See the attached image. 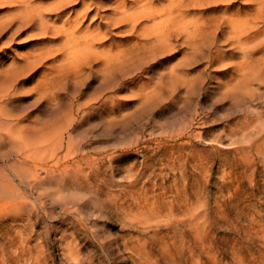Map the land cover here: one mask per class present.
<instances>
[{
    "label": "rangeland",
    "instance_id": "374dc122",
    "mask_svg": "<svg viewBox=\"0 0 264 264\" xmlns=\"http://www.w3.org/2000/svg\"><path fill=\"white\" fill-rule=\"evenodd\" d=\"M215 4L190 6L189 17L213 23L225 9ZM4 6L0 22L21 10ZM113 6L96 18L93 11L81 29L107 24ZM11 25L0 36V92L7 91L0 107L14 119L0 125V264H264L260 48L245 60L223 32L204 35L217 45L203 54L184 36L137 48L140 38L119 24L104 29L107 60L95 44L71 66L54 51L62 35ZM48 47L53 51L36 58Z\"/></svg>",
    "mask_w": 264,
    "mask_h": 264
},
{
    "label": "bare ground",
    "instance_id": "6f19581e",
    "mask_svg": "<svg viewBox=\"0 0 264 264\" xmlns=\"http://www.w3.org/2000/svg\"><path fill=\"white\" fill-rule=\"evenodd\" d=\"M111 0H106L105 2L103 0H59L57 3L52 4L51 6L48 7H42L39 8L38 5L37 6H32L31 4L33 0H0V5L5 4H17V6L20 7L21 10H19L17 12V14L15 16H13L12 18L8 19V20H3L0 22V36L3 37L4 35V30H7V28H10L11 23H17L15 30H20L23 26H30V28H33V26H36L39 31V33L41 34H47V33H51L53 35L58 34L62 35L61 37L63 38L62 43L58 44L59 47H57L56 49H54V51H59L61 52V54L65 57L64 59L69 61V64L72 66V62L73 61H82L85 58H88L89 55H91V52L93 51V48L95 46V44H99L98 46L102 47V49L99 51V53H103L105 52V47H104V42L107 41L108 39L105 40L106 37V31L104 30L105 28L108 29V27H110V25H128L131 29L132 32L130 33L131 36H136L138 38H140V42L136 41L134 43V46L137 47V45L139 44L141 47L144 48H149L151 46H165L167 45L174 37H178V36H184L186 38V41L188 44H191L194 46L193 49V53L196 54L197 52L199 54H203V51L207 48L210 47L211 44L213 45H217L216 44V40H213V43L211 42H206L203 40V37L205 34L208 33H225L224 37L226 41H229L231 43H233V45H239L242 53L246 56L247 58L251 59L250 55L252 54V52L254 51V49L256 47L260 48V51L264 52V0H248V2L253 6L252 9H250L249 11L244 9V8H233V2L229 1V0H164V2L159 3L158 1L156 4H153L152 0H128L127 2L125 1H121L120 0H112L113 3H110ZM207 1V3H224L225 4V9L223 10V16H219L221 17L220 19H217L215 22L213 23H208V22H203V23H199V20H194L191 19V17H189L190 15V6H197L200 5L201 3ZM38 3V2H37ZM110 3V4H109ZM115 3V5H114ZM47 4V2H46ZM215 4V5H216ZM42 5V4H41ZM114 5V6H113ZM4 6V7H5ZM14 6V5H13ZM104 6H113V15L108 17V23L105 24V22H100L99 24H96V28L94 30H90L89 26H85L86 29H81V25L83 24V22L88 19V17H90L89 15L94 11V13L91 15V18H96L98 16V11H100V9H102ZM2 7V6H1ZM7 7V6H6ZM11 7V6H10ZM70 7H72L70 9ZM77 7V8H74ZM106 8V7H105ZM3 9V8H2ZM14 9V8H13ZM10 10V9H9ZM68 10V11H67ZM112 10V9H111ZM202 10V9H201ZM209 10V9H208ZM106 15V10H104ZM103 11V12H104ZM109 11V9H108ZM6 12V11H5ZM111 14V13H110ZM219 14V13H216ZM2 16H6L2 15ZM1 16V17H2ZM52 16H54V18H51ZM108 16V15H107ZM107 16L105 17L107 19ZM200 18V17H199ZM95 20V19H93ZM92 20V21H93ZM57 22H59V25H57ZM86 22V21H85ZM98 22V21H97ZM148 22H151L150 24H148ZM87 24V23H86ZM94 24V23H93ZM14 25V24H13ZM11 25V26H13ZM85 25V24H84ZM83 26V25H82ZM118 28V27H117ZM116 28V29H117ZM121 28V27H120ZM26 29V28H25ZM23 29V30H25ZM35 29V28H34ZM119 29V28H118ZM11 30V29H10ZM33 30V29H32ZM136 30V31H134ZM138 30V31H137ZM119 31V30H118ZM6 32V31H5ZM29 32V31H28ZM8 33V32H7ZM109 33V32H108ZM222 33V34H223ZM3 34V35H2ZM26 35V34H25ZM110 35V34H109ZM112 35V34H111ZM110 35V36H111ZM114 36V35H113ZM6 38V37H5ZM60 38V37H59ZM113 38V37H112ZM121 38V37H120ZM123 38H125V36H123ZM1 39V38H0ZM55 39V38H54ZM61 39V38H60ZM111 39V37H110ZM118 39V38H117ZM129 39V38H128ZM133 39V38H132ZM8 40V39H7ZM13 40V39H12ZM56 40V39H55ZM59 40V39H58ZM124 40V39H123ZM57 41V40H56ZM5 42V41H3ZM10 42V41H9ZM58 42V41H57ZM111 42V40H110ZM112 42H115L114 40ZM8 43V42H7ZM6 43V44H7ZM45 43V42H44ZM118 43V42H117ZM123 43V42H121ZM2 43H0L1 45ZM53 44V43H52ZM226 44V43H225ZM5 45V43L3 44V46ZM9 45V44H7ZM57 45V44H56ZM55 45V46H56ZM112 45V44H111ZM2 46V45H1ZM50 46V45H49ZM53 47V46H52ZM129 47V46H128ZM1 48V47H0ZM37 48V47H36ZM133 49H135L134 47H132ZM138 48V47H137ZM51 47L48 49H45V51L40 50L35 56L36 58H40L42 56H44V54H49L50 52H52L53 50H50ZM108 48H106L107 50ZM112 50V46L111 48H109L108 50ZM131 49V50H133ZM233 49V48H232ZM30 50V49H29ZM115 50V49H114ZM117 52V51H116ZM116 52L115 55H116ZM129 52V51H128ZM31 53V52H30ZM98 53V52H97ZM107 55L103 56L106 57L110 54H108V52H105ZM103 53V54H105ZM113 53V52H112ZM121 53V52H120ZM123 53V52H122ZM125 53V52H124ZM255 53V52H254ZM258 53V52H256ZM131 54V51H130ZM34 55V54H33ZM60 55V54H58ZM57 57H60L58 56ZM98 55V54H97ZM100 55V54H99ZM115 57L114 54H111ZM118 55H120L118 53ZM123 55V54H122ZM126 55V54H124ZM30 56V55H29ZM29 56H27L29 58ZM32 56V55H31ZM30 56V57H31ZM34 56V57H35ZM56 56V55H55ZM95 56V55H94ZM228 56V55H226ZM225 56V57H226ZM234 56V55H233ZM53 57V56H52ZM97 57V56H95ZM119 57V56H118ZM121 57V56H120ZM109 58V57H108ZM227 58V57H226ZM21 59H24L21 57ZM32 59V58H30ZM50 59V58H49ZM27 60V58L25 59ZM48 60V59H47ZM51 60V59H50ZM54 60V59H53ZM57 60V58H56ZM102 60V58H101ZM107 60V57H106ZM105 60V61H106ZM111 60H113V58H111ZM115 60V59H114ZM189 60V59H188ZM187 60V61H188ZM21 61V60H20ZM29 61V60H28ZM27 61V62H28ZM46 61V60H45ZM72 61V62H70ZM116 61V60H115ZM121 61V60H120ZM13 62V61H11ZM52 62V61H51ZM50 62V63H51ZM57 62V61H56ZM55 62V63H56ZM64 62V61H63ZM62 62V63H63ZM74 62V63H76ZM23 63V62H21ZM42 63V62H41ZM45 63V62H44ZM61 63V61L59 62ZM83 63V62H82ZM81 63V64H82ZM113 63V62H112ZM17 64V63H16ZM108 64V63H107ZM4 65V64H3ZM11 65V64H10ZM27 65V64H26ZM40 65V64H39ZM2 66V64H1ZM44 66V65H43ZM47 66V65H46ZM53 66H56V64L53 63ZM52 66V67H53ZM251 66V65H249ZM254 67V65H252ZM251 66V68H253ZM260 66V65H259ZM37 67V66H36ZM42 67V66H41ZM51 67V66H50ZM258 67V66H257ZM1 68V67H0ZM58 68V67H57ZM56 68V69H57ZM64 68V67H63ZM192 68V67H191ZM250 68V69H251ZM259 68V67H258ZM23 69V68H22ZM47 70V68H45ZM60 69V68H59ZM62 69V68H61ZM60 69V71H61ZM65 69V68H64ZM247 69V68H246ZM28 70V69H27ZM50 70V69H49ZM182 70V69H181ZM56 71V70H55ZM59 71V72H60ZM63 71V70H62ZM54 72V71H53ZM58 72V73H59ZM65 72V71H64ZM69 72V71H68ZM131 72V71H129ZM23 73V72H22ZM47 73V72H46ZM57 73V72H55ZM260 73V72H259ZM26 74V73H25ZM52 74V71H51ZM59 74H63V73H59ZM187 74V73H186ZM1 75V74H0ZM43 75V73H42ZM50 75V73H49ZM252 75V74H251ZM264 75V74H263ZM262 75V76H263ZM44 76V75H43ZM54 75H52L51 77H53ZM58 76V75H57ZM45 77V76H44ZM50 78V76H48ZM48 78V79H49ZM55 78V76H54ZM2 79V78H0ZM19 79V78H18ZM51 79V78H50ZM248 79V78H247ZM264 79V78H263ZM53 80V78H52ZM38 81V80H37ZM51 81V80H50ZM55 82V80H53ZM45 82V81H44ZM43 82V83H44ZM49 82V80H48ZM264 82V81H263ZM3 83V82H2ZM39 83V82H38ZM37 83V84H38ZM249 83V82H247ZM9 85V83H7ZM14 84V83H13ZM48 85V83H46ZM51 85V83H50ZM70 85V84H69ZM264 85V84H263ZM43 86V85H42ZM66 86V84L64 85ZM68 86V85H67ZM201 87V86H200ZM199 87V88H200ZM62 88H66L63 87ZM259 88V87H258ZM13 89V88H12ZM15 89V87H14ZM49 89V88H48ZM1 90V89H0ZM4 91L0 92V93H4L7 92L5 91V89H3ZM251 90V89H250ZM253 90V89H252ZM264 90V89H263ZM263 90L261 89L262 93ZM16 91V89L14 90V92ZM18 91V90H17ZM59 91V89H58ZM64 91H66L64 89ZM10 92V89L8 91V93ZM63 91H59L60 94H62ZM69 92V90L67 91ZM71 92V91H70ZM80 92V91H78ZM54 93V92H53ZM58 93V94H59ZM252 93V92H251ZM258 93L261 94V92L259 91ZM257 93V94H258ZM5 94V93H4ZM52 94V92H51ZM71 94V93H70ZM78 94V93H76ZM80 94V93H79ZM256 93H254L253 96H255ZM7 95V94H6ZM65 94L64 98L66 97ZM1 96H3L1 94ZM0 96V97H1ZM74 96V95H73ZM72 96V97H73ZM76 96V95H75ZM74 96V97H75ZM250 96V94H249ZM259 96V95H257ZM8 97V95L6 96ZM53 97V96H51ZM56 97V96H55ZM248 97V96H246ZM63 98V97H62ZM67 98V97H66ZM9 100H11L10 98H8ZM40 99V98H39ZM70 99V98H69ZM248 100H250L248 98ZM68 101V100H67ZM260 101V100H259ZM51 102V100H50ZM54 102V100L52 101ZM1 103V101H0ZM4 103V102H2ZM1 103V104H2ZM15 103V102H14ZM259 103V102H258ZM13 105V103H11ZM65 104V103H64ZM74 104V103H73ZM76 104V103H75ZM7 104H5L4 106L6 107ZM68 105V104H67ZM70 106H74V105H70ZM69 106V107H70ZM78 106V105H77ZM87 106V105H85ZM89 106V105H88ZM12 107V106H11ZM10 107V108H11ZM14 107V106H13ZM82 107V106H81ZM91 107V106H89ZM9 107L7 106L6 109H8ZM15 108V107H14ZM13 108V109H14ZM71 108V107H70ZM73 108V107H72ZM4 109V108H3ZM69 112L70 109H68ZM2 112H6L3 111ZM1 112V107H0V125H6L9 124L10 120H12L13 116L11 113V115H4ZM261 112V111H260ZM263 115V113H262ZM18 116V115H16ZM202 116V115H201ZM204 117V116H202ZM19 117V116H18ZM17 117V118H18ZM17 118L15 120H17ZM22 118V117H21ZM199 118V117H198ZM14 120V119H13ZM22 121H24L23 119H21ZM20 121V119H19ZM18 121V123H19ZM195 121V120H194ZM16 123V122H15ZM72 123V122H71ZM200 123V122H199ZM14 125V124H13ZM11 125V126H13ZM7 126V125H6ZM10 126V127H11ZM19 126L21 127V123L19 124ZM18 126V127H19ZM4 127V126H3ZM8 127V128H10ZM15 127V126H14ZM23 127V126H22ZM8 128H6L8 130ZM14 129V128H13ZM25 128H23V131ZM6 131V130H5ZM16 131V130H15ZM15 131L11 132L13 133V135L15 134ZM1 132H3L1 130ZM9 132V131H8ZM7 132V133H8ZM21 132V129H20ZM17 133V131H16ZM23 133V132H21ZM192 133V132H191ZM23 134H26L25 132ZM12 135V136H13ZM176 135V134H175ZM197 135V133H196ZM10 136V134H9ZM21 136V135H20ZM240 136V135H239ZM8 137V136H7ZM195 137V136H194ZM19 138V137H17ZM28 138V137H26ZM31 138V137H30ZM170 138V137H169ZM181 138V137H179ZM40 139V138H37ZM58 139V138H57ZM166 139V138H165ZM174 139V138H173ZM177 139V138H176ZM189 139V138H187ZM16 140V139H15ZM14 140V141H15ZM180 140V139H179ZM186 140V138H185ZM13 141V140H12ZM24 141V140H22ZM29 141V140H26ZM59 141V140H58ZM63 141V140H62ZM69 141V140H68ZM21 142V141H20ZM1 143V142H0ZM27 143V142H25ZM24 143V145H25ZM178 143V142H177ZM175 144V143H174ZM173 144V145H174ZM0 144V148H1ZM6 145V144H5ZM21 145V143H20ZM179 145V144H177ZM185 147V146H183ZM181 147V148H183ZM187 147V146H186ZM14 148V147H13ZM12 148V150H14ZM56 147H54L53 149H55ZM166 148V147H165ZM175 148V147H174ZM10 149V148H9ZM18 149V148H17ZM51 149V150H53ZM177 149V148H176ZM175 149V150H176ZM190 149V148H189ZM11 150V149H10ZM16 150V149H15ZM60 150V149H59ZM179 150V148H178ZM17 151V150H16ZM180 151V150H179ZM20 152H23L20 151ZM54 152V151H51ZM160 152V151H159ZM169 152V151H168ZM177 152V150H176ZM195 152V151H194ZM5 153V152H4ZM57 153H59L57 151ZM189 153V152H188ZM32 154V153H31ZM30 154V155H31ZM52 154V153H51ZM50 154V155H51ZM161 154V153H160ZM174 154V153H173ZM7 155V153H6ZM17 155V153H16ZM55 155V154H54ZM54 155H51L54 156ZM58 155V154H57ZM2 152H1V157H2ZM5 156V155H4ZM3 156V157H4ZM19 156V154H18ZM171 156V155H170ZM180 156V155H179ZM0 157V158H1ZM57 158V156H55ZM164 157V155H163ZM187 157V156H186ZM30 157L28 156L27 159H29ZM50 158V157H49ZM54 158V157H53ZM55 158V159H56ZM172 158V157H171ZM183 158V156L181 157ZM2 159V158H1ZM17 159V158H15ZM23 158H21V160L19 159V161H22ZM52 159V158H51ZM50 159V160H51ZM188 159V158H187ZM25 160V159H24ZM23 160V161H24ZM14 161V160H13ZM18 161V162H19ZM28 161V160H27ZM30 161V160H29ZM28 161V162H29ZM31 161H35V160H31ZM188 161V160H187ZM17 162V163H18ZM49 162V161H48ZM186 162V159H185ZM38 163V162H37ZM5 164V162H4ZM7 164V163H6ZM19 165H21V163H18ZM32 164V163H31ZM37 166H39L38 164H36ZM35 165V166H36ZM41 165V164H40ZM172 165V164H171ZM195 165V164H194ZM24 166V165H23ZM1 167V166H0ZM14 167V166H13ZM40 167V166H39ZM42 167V166H41ZM50 167V166H48ZM52 167V166H51ZM182 167V166H181ZM198 167V166H197ZM3 168V167H2ZM21 168V166H20ZM44 168V167H43ZM54 168V167H53ZM4 169V168H3ZM1 169V170H3ZM8 169V168H7ZM6 169V171H7ZM51 169V168H50ZM57 169V168H55ZM200 169V168H199ZM5 170V169H4ZM13 170V169H12ZM27 170H29L30 172V168H28ZM54 170V169H53ZM68 170V169H67ZM32 171V170H31ZM48 171V170H47ZM5 172V171H4ZM21 173V172H20ZM33 172L31 174V176H33ZM36 174V173H35ZM2 175V174H1ZM7 175V174H6ZM22 175V173H21ZM24 175L25 171H24ZM7 178V176H6ZM33 178V177H32ZM2 180V179H1ZM2 182H6V181H2ZM5 184H9V183H5ZM12 184V182L10 183V185ZM9 185V186H10ZM6 187V186H5ZM8 187V186H7ZM10 188V187H9ZM12 189V188H10ZM12 191V190H11ZM10 191V192H11ZM8 192V191H7ZM3 193V192H2ZM1 216V214H0ZM12 219V218H11ZM3 222V220H1ZM6 221V219H5ZM1 224V223H0ZM4 225V224H3ZM196 225V224H195ZM2 228V227H1ZM4 231V230H3ZM2 231V232H3ZM2 233H0L1 235ZM6 234V233H5ZM4 234V235H5ZM9 234V232H8ZM3 235V236H4ZM7 240V239H6ZM5 244V243H3ZM4 246V245H3ZM10 246V245H9ZM4 249V248H3ZM26 253V252H25ZM24 254V253H23ZM19 255V254H18ZM18 257V256H17Z\"/></svg>",
    "mask_w": 264,
    "mask_h": 264
}]
</instances>
